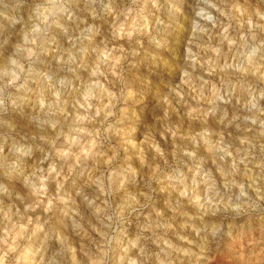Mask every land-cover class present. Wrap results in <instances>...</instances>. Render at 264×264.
Returning <instances> with one entry per match:
<instances>
[{"label":"clouds","instance_id":"9594fccd","mask_svg":"<svg viewBox=\"0 0 264 264\" xmlns=\"http://www.w3.org/2000/svg\"><path fill=\"white\" fill-rule=\"evenodd\" d=\"M74 4L28 0L22 42L0 50V90H21L44 45L59 47L53 29L84 24L89 41L79 56L67 53V70L41 72L39 111L30 119L47 127L49 146L15 142L5 152L0 145V156L14 155L13 168L30 161L17 190L0 184L10 201L0 209V264H63L61 249L49 257L61 205L64 226L82 240L77 210H91L96 235L83 242L93 264H172L169 250L209 264L218 257L219 264H264V11L254 18L240 0H194L188 10L176 0H84L85 23ZM174 21L187 26L182 54L171 43ZM213 38L219 47L192 50ZM154 78L166 89L162 105L147 113L139 139L130 138ZM37 208L45 220L32 219Z\"/></svg>","mask_w":264,"mask_h":264},{"label":"rangeland","instance_id":"374dc122","mask_svg":"<svg viewBox=\"0 0 264 264\" xmlns=\"http://www.w3.org/2000/svg\"><path fill=\"white\" fill-rule=\"evenodd\" d=\"M123 2L127 3L128 0H123ZM222 2L230 6L235 0H222ZM27 3L28 0H0V50L5 54L11 52L16 43L22 42V25H24L28 19L26 12ZM176 3H182L185 10H188V5L194 3V0H176ZM240 3L245 4L254 18L257 8L264 11V4H258L257 0H240ZM74 7H76L78 15L82 16L80 19L87 23L88 16L87 9H84V0H75ZM64 23L68 28L67 32L61 29H53L59 37V47L49 44L44 45L43 51L41 52V62H37L34 65V71L28 77L27 87L21 90L11 87L0 90V101H2L0 102V145L4 146L5 152H7L8 147L15 142L30 143L45 148L49 146L47 127L30 119L31 116L36 115L39 111L36 93L44 87V80L41 72L49 65L54 69L60 68L67 70L68 67H70L67 53L72 52L79 56V51L77 50L89 46L88 34H82L84 24L78 27L70 21H65ZM186 28V24L176 23L174 21L171 32V43L181 54L188 35ZM205 40H207V37H205ZM197 45L201 48H217L220 46L219 40L215 38H213L210 45L201 44V42L197 41L193 46V51L197 50ZM53 48H56L55 53L52 51ZM63 49L66 51L64 52ZM143 58H145V62L147 63L150 60V55L146 53ZM4 70L5 69L0 67V73ZM132 71L143 81L142 72H138L136 69H132ZM213 78L215 79V77ZM139 90L138 95L140 92L144 91L142 83L139 85ZM164 91H166V89H164V84L159 81V78H154L153 85L147 90L146 104H141L138 108L140 118L136 119L131 125V127L139 128V131L131 133L130 138L138 140L140 134L147 130L148 125L151 123L147 113L159 111L163 102L162 96ZM172 121L176 124L181 123L174 113L172 114ZM39 154L40 153H37V155ZM124 155L125 153L122 152V158ZM128 155L132 156L133 162H135V153L131 147L128 148ZM13 159H15V157L11 153L8 154L6 159L0 156V160L3 161V163L0 164V184L7 185L11 191H15L20 187L18 183L20 179L19 169L26 168L30 163L28 158H23L19 163V167L13 168L10 165V161ZM89 191H94V186L90 188ZM160 198L162 200L163 196ZM8 203H10V201L7 200V197L0 193V209H5ZM63 208H65V205L60 206V209L53 216L51 221L52 240L50 242L51 249L49 257L52 255L51 250L55 251L56 249H61L64 256L63 264H93V261L90 259L91 253L88 252V248L83 242L90 238H94L96 235L91 229L92 225L96 223L91 210L83 205L77 210V219L80 220L84 233L87 234L83 236L82 240L70 227L66 228L64 226L67 222V218L64 216L62 211ZM30 215L33 220H36L37 217H39L41 221L46 219L40 208H37L35 212L30 213ZM185 234L189 235V239H194L192 235L188 233ZM57 237H59L58 240ZM122 239L120 235H117L113 240V256L120 252ZM173 239H175V237H173ZM198 242L197 240V243ZM176 243L180 248H187L192 252L198 251L196 244H189L187 241L182 240H176ZM219 247L221 251H226L228 245L221 243ZM73 248L76 249L75 253L73 252ZM134 252L135 250H132L130 255ZM169 258L172 264H209V262L203 258L197 260L194 255L185 254L176 250H169ZM37 264H39L38 258ZM109 264H113V261L110 260ZM211 264H219V257L216 261H212Z\"/></svg>","mask_w":264,"mask_h":264}]
</instances>
